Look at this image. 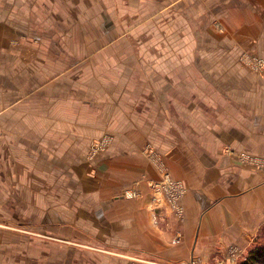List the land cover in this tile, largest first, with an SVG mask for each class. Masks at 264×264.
Here are the masks:
<instances>
[{
	"label": "crops",
	"instance_id": "obj_1",
	"mask_svg": "<svg viewBox=\"0 0 264 264\" xmlns=\"http://www.w3.org/2000/svg\"><path fill=\"white\" fill-rule=\"evenodd\" d=\"M90 1L103 19L78 47H97L92 62L119 67L97 75L101 95L80 96L90 109L67 112L72 94L66 88L59 99L57 84L73 74L57 75L56 66L70 58L51 42L41 56L37 34L42 17H71ZM141 16L150 18L144 32L160 40L139 47L144 55L133 57L129 46L121 56L116 39ZM258 61L264 66V0H0V264L245 256L264 237V70H251ZM122 65L134 69L122 73ZM42 80L51 81L49 139H41ZM107 139L87 163L90 143ZM42 160L51 162L43 170ZM158 166L184 184L180 214L147 187ZM128 190L139 196L122 198Z\"/></svg>",
	"mask_w": 264,
	"mask_h": 264
},
{
	"label": "rangeland",
	"instance_id": "obj_2",
	"mask_svg": "<svg viewBox=\"0 0 264 264\" xmlns=\"http://www.w3.org/2000/svg\"><path fill=\"white\" fill-rule=\"evenodd\" d=\"M96 2L90 1L89 3H83L82 5H84L83 9H74L72 11V16H62V17H57V18H53V17H42L41 19V32L39 34H37L38 39L40 40V43L43 45L42 49H41V56L46 57L50 54L48 46L50 47V42L54 44V46L56 45L57 47L61 48V49H57L58 52L62 51L63 53H66V57L70 58L67 59L66 62L64 64H58L56 66V68H58L57 70V75H59L60 73H67V74H73L72 77H70V81H63L62 85L60 83L57 84V88L59 90H62L63 93H60V96L57 95V97L59 99H64V98H68L65 97V93L64 90L67 88L68 91H66V94H72V98L73 101L69 104L68 106V111H78L80 112L81 109L86 110V109H90L88 104H85L80 100V96H84V95H101V90L99 85L97 84V75H101L103 73H105L108 68H117L118 69V65H112V64H98L95 61L92 62V60H94L97 55H99V53L102 51L99 48H93L90 47L88 50L86 49H82L79 48L78 45L79 44H87L88 41H90L91 38V33L92 32V28L95 27L98 22L102 21V17H98V16H93L95 10L92 8V4H95ZM75 13V14H74ZM83 13V14H81ZM105 19H107L108 21L105 22V25L107 24H112V17H108ZM128 19V18H127ZM122 18L123 21L127 20ZM150 18L148 17H144L141 16L139 18H136V23H132L131 25L128 24V28L126 27L125 29L122 28V32L120 33V38H117L116 40L122 41L121 42V53L123 52V54H121V56L128 54L130 52V47H133L132 50V56L133 57H138L141 55H144L142 52L139 53V47H144V46H149L150 42H154L156 41V39L158 38L160 40L161 37V33H153V32H144V26L145 23H147L146 21L149 20ZM52 21H56V23L54 24ZM67 24H70L67 25ZM55 25V26H53ZM130 25V26H129ZM52 26V27H50ZM126 26V25H125ZM55 29V30H54ZM51 30V31H50ZM64 30H66L64 32ZM143 32V33H142ZM95 34V33H94ZM116 36V35H115ZM113 36L111 35V37L108 39L106 38V44L110 43L112 41ZM176 37L177 34L174 33L172 34V38L171 35L169 37V42H176ZM65 47V48H64ZM64 48V49H62ZM136 48V49H135ZM107 49V48H106ZM104 49V50H106ZM116 51V50H115ZM112 52L110 51V56L112 57ZM61 55V54H60ZM58 55V56H60ZM263 66V65H262ZM44 65L41 66V70H45ZM146 67L147 69L150 70L149 67L153 68L155 67V65H149V66H143V68ZM192 65H189L188 68L191 69ZM48 68V66H47ZM103 68H105V72L103 70ZM122 69V73H128L130 71V69H134V65H122L121 67ZM201 68L203 69L202 72H208L207 70V66H201ZM263 68V69H262ZM157 69V68H156ZM264 70V66L256 69L253 68L251 70H253L252 72H257V71H262ZM106 74V73H105ZM205 83L209 84V82L206 80L204 81ZM51 83V81L49 80H45V81H40V86L36 87L37 90L40 92L41 94V120H42V138L41 139H49L48 136V132H49V122H46V118L49 117L48 113H50V106L49 104H45L44 101L48 102L50 93L52 91H50V89L48 90L47 88H49V84ZM72 84L74 85V87H72ZM246 84H248V82H246ZM249 87H251V83L249 82ZM253 85V84H252ZM76 86V87H75ZM35 88V94H37V90ZM73 88V91L70 92V90ZM32 89V88H31ZM57 89V90H58ZM46 91H49L48 94L44 95V93ZM106 91L109 92L111 91V89L106 88ZM29 92V90L26 89V94ZM32 92V90H31ZM54 92V91H53ZM88 93V94H86ZM55 95V93H54ZM53 95V96H54ZM30 97H26L25 100L27 101ZM201 106L205 107L208 103H209V98L208 97H202L201 98ZM94 108V107H93ZM96 109V108H94ZM31 110V108H30ZM205 110V109H203ZM45 111V112H44ZM65 112V111H63ZM28 113L26 112L25 115H27ZM31 116V113H30ZM202 116V121L206 120L207 118L209 119L208 113L203 112ZM68 121H72V118L69 117ZM188 141H191L192 138H186ZM94 141V140H93ZM92 141V142H93ZM97 141V140H95ZM109 139H107V144H102L100 141L93 143H90V145L88 146V150L86 153V162L87 163H96L97 160L100 158V154L106 150V148L109 146ZM97 145V146H96ZM148 146H146L147 148ZM145 148V149H146ZM153 148V147H152ZM98 149V150H97ZM144 149V151H145ZM154 151L150 148V152L149 154H151V157L154 156ZM246 160H243V162H245ZM249 162V161H248ZM51 162L42 160L41 161V169H45L48 168V165ZM57 164L60 166L61 162H57ZM158 165V164H157ZM61 169H64V166L61 167ZM158 170V176L157 178L150 180L147 182V187L150 189L151 185H154L155 183H160L163 179L164 174H168L169 177L174 181V182H179L178 180L174 179L173 177H171V175L169 174L168 170L164 169L163 167L157 168ZM48 177H42V184L44 186H46V183L48 182ZM58 180H60V178H57ZM139 179V178H138ZM137 179V180H138ZM135 182V181H134ZM130 182L128 183L125 187L126 188H131L134 186H138L139 185V180L138 182ZM180 184L182 182H179ZM132 185V186H131ZM182 187L184 184H181ZM131 186V187H130ZM46 188V187H43ZM59 188V187H58ZM125 193L121 194V197L127 200H131L133 198H127L124 196ZM154 198V197H153ZM155 200V199H154ZM153 220L154 222H156L157 220H159L158 218V214H155L153 216ZM245 256H238L237 258H233L236 263H238L241 259H243ZM232 259V258H229Z\"/></svg>",
	"mask_w": 264,
	"mask_h": 264
},
{
	"label": "built area",
	"instance_id": "obj_3",
	"mask_svg": "<svg viewBox=\"0 0 264 264\" xmlns=\"http://www.w3.org/2000/svg\"><path fill=\"white\" fill-rule=\"evenodd\" d=\"M257 68H261L262 64L260 61L256 63ZM150 191L156 201L162 199L171 210L177 214L181 213V209L178 206V201L183 195V187L179 182H174L168 174H164L163 179L160 183H155L150 186ZM125 197L136 198L139 196L138 193L131 190L125 191ZM237 255H231L228 258H223L217 261V264H237L233 258H237ZM232 258V259H229Z\"/></svg>",
	"mask_w": 264,
	"mask_h": 264
},
{
	"label": "trees",
	"instance_id": "obj_4",
	"mask_svg": "<svg viewBox=\"0 0 264 264\" xmlns=\"http://www.w3.org/2000/svg\"><path fill=\"white\" fill-rule=\"evenodd\" d=\"M237 264H264V237L256 241Z\"/></svg>",
	"mask_w": 264,
	"mask_h": 264
}]
</instances>
